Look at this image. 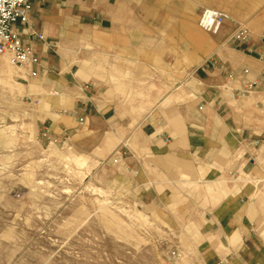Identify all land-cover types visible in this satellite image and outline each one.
<instances>
[{
    "label": "crops",
    "instance_id": "obj_1",
    "mask_svg": "<svg viewBox=\"0 0 264 264\" xmlns=\"http://www.w3.org/2000/svg\"><path fill=\"white\" fill-rule=\"evenodd\" d=\"M150 1L33 0L27 24L18 26L41 63L32 84L23 80L29 95L46 81L62 94L45 107L39 127L48 122L50 139L68 136L96 176L128 187L150 219L160 213L163 223L180 226L200 264H264V94L254 96L255 107L241 101L251 97L225 90L230 73L235 88L260 77L256 53L264 36V0L230 12L252 18L251 40L240 42L233 34L217 49L188 17L186 29L200 54L192 59L184 91L152 95L145 117L137 118L125 96L106 87L110 76L100 66H120V51L136 33L120 21L136 22L142 2ZM93 34L97 45L89 39ZM87 44L111 50L112 59L107 52L109 61L101 63ZM212 60H220V67Z\"/></svg>",
    "mask_w": 264,
    "mask_h": 264
},
{
    "label": "rangeland",
    "instance_id": "obj_2",
    "mask_svg": "<svg viewBox=\"0 0 264 264\" xmlns=\"http://www.w3.org/2000/svg\"><path fill=\"white\" fill-rule=\"evenodd\" d=\"M253 6L249 0L142 2L136 22L120 21L136 30L128 38L130 47L120 51V66H100L108 69L106 87L121 92L133 115L144 118L152 95L184 91L194 69L192 59L200 48L186 29L188 17L194 16L196 29L217 49L238 28L253 31L252 18L230 14ZM204 7L228 16L226 31L214 36L199 28ZM96 36L89 38L94 45ZM92 44L86 46L101 63L108 58L105 53L111 58V50ZM25 74L0 57V264H200L190 255L180 226L163 223L160 213L152 220L138 210L130 189L96 176L68 136L50 139L48 122L41 127L38 122L62 94L46 81L29 95L23 79L32 84L33 77ZM254 96L241 101L256 107ZM259 108L264 119V106Z\"/></svg>",
    "mask_w": 264,
    "mask_h": 264
},
{
    "label": "built area",
    "instance_id": "obj_3",
    "mask_svg": "<svg viewBox=\"0 0 264 264\" xmlns=\"http://www.w3.org/2000/svg\"><path fill=\"white\" fill-rule=\"evenodd\" d=\"M33 8V0H0V57H6L10 63L29 73L30 77L36 78L39 75L40 57L35 49L27 44L22 36L23 32L18 25L27 24L29 14ZM228 16L214 8H203L199 15V28L211 35L217 36L227 24ZM234 36L240 42L251 40L252 33L245 28H238ZM39 41H44V35L38 36ZM257 58L262 64V72L257 80L246 82L240 88L232 86L237 81L234 74L228 75V84L225 90L232 97H251L264 93V36L261 38V46L257 51ZM220 60H212L213 67H220ZM247 73V71H244ZM121 154L113 163L118 164ZM171 256L176 251L170 252Z\"/></svg>",
    "mask_w": 264,
    "mask_h": 264
},
{
    "label": "bare ground",
    "instance_id": "obj_4",
    "mask_svg": "<svg viewBox=\"0 0 264 264\" xmlns=\"http://www.w3.org/2000/svg\"><path fill=\"white\" fill-rule=\"evenodd\" d=\"M2 58H4V57H2ZM6 58V57H5Z\"/></svg>",
    "mask_w": 264,
    "mask_h": 264
}]
</instances>
